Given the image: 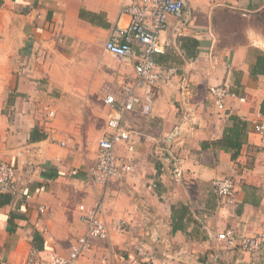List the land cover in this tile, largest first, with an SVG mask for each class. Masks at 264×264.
Wrapping results in <instances>:
<instances>
[{"label": "crops", "instance_id": "0c3cea01", "mask_svg": "<svg viewBox=\"0 0 264 264\" xmlns=\"http://www.w3.org/2000/svg\"><path fill=\"white\" fill-rule=\"evenodd\" d=\"M128 1L0 0V161L15 168L18 186L30 194L29 200L9 196L0 206V264L21 261L33 247L66 254L85 232L78 206L96 202L108 221H126L127 231L110 235L114 248L93 240L97 245L80 264L109 248L129 264L139 240L159 260L168 242V264H176L175 258L203 264L217 250L219 264H261L257 253L223 250L216 234L264 230V130L258 133L252 122L259 116L264 124V73L252 70L264 53V33L249 23L236 28L241 40L222 43L213 17L226 9L255 22L264 0H185L180 17L167 15L164 50L155 59L162 69L175 66L178 74L156 84L148 114L139 105L124 114L134 149L122 141L115 152L133 169L104 186L91 181L87 170L115 113L106 96L117 98L118 109L121 86L135 78L133 59L104 48L111 32L130 23L131 14L123 10ZM178 22L180 33L174 32ZM209 85H228L235 97L217 109ZM185 108L187 137L170 146L160 142L183 121ZM49 109L55 110L52 118ZM230 115L245 124L234 157L219 142L231 127ZM223 176L235 180L234 204L221 202L212 190V180Z\"/></svg>", "mask_w": 264, "mask_h": 264}, {"label": "built area", "instance_id": "2783aa9c", "mask_svg": "<svg viewBox=\"0 0 264 264\" xmlns=\"http://www.w3.org/2000/svg\"><path fill=\"white\" fill-rule=\"evenodd\" d=\"M185 0H140L135 4L129 0L123 10L131 14L130 23L111 32L104 43L105 50L121 59L134 60L135 78L132 84H123L118 96L121 105L117 109L115 102L117 98L107 95L105 102L115 109V113L108 118L110 132L98 141V154L96 163L88 168L87 174L91 181L101 185L107 184L112 178H117L133 169V165L128 161H120L117 158L115 147L119 142H126L127 148L132 151L133 145L130 143L131 132L126 126L124 114L133 110L137 105L141 106L143 113L148 114L152 109L153 88L161 78L171 80L178 74L175 66L160 68L155 56L162 53L164 44L161 40V31L167 27L166 17L168 14L180 17L183 13ZM181 22L174 26V32L180 33ZM134 43L141 45L139 52ZM181 85L187 92L188 83L186 75H182ZM208 94L212 97L217 109L224 106L227 97H235L228 85H212L208 87ZM240 102L245 101V97H239ZM187 115L179 124L175 125L166 135L160 137L159 141L167 146L182 141L188 135L191 128L188 121L190 114L185 108ZM55 116V110L49 109L48 118ZM255 130L263 134L264 124L259 116L252 120ZM264 141V138H263ZM158 155L164 156L160 148ZM177 175L180 169L175 168ZM213 192L221 202L234 204L236 201L235 180L230 176L217 177L212 180ZM0 195L10 197H20L29 200L30 194L24 192L17 184L16 170L7 161H0ZM81 220L85 223V232L73 243L66 254H60L52 249L45 253L37 249L30 248L21 261L7 262L4 264H80V259L84 252L96 246L93 240L108 241L114 248L111 236L113 232L124 233L127 231L128 223L124 220L108 221L105 217L103 207L100 202L92 205L80 204L78 206ZM40 212H45V207H39ZM36 226L38 224L36 223ZM41 231L46 232V226L40 227ZM216 239L223 243L222 249H239L250 253H257L261 264H264V230L253 234L241 235L235 229L229 228L216 234ZM139 240L135 245V253L129 258V264H168L169 255L167 254L170 244H164L165 251L162 252L163 259L155 255V252ZM110 253L98 255L90 264H123L121 256L114 249L109 248ZM220 251L217 250L203 264H219ZM176 264H182L179 258H175Z\"/></svg>", "mask_w": 264, "mask_h": 264}, {"label": "trees", "instance_id": "16d2710c", "mask_svg": "<svg viewBox=\"0 0 264 264\" xmlns=\"http://www.w3.org/2000/svg\"><path fill=\"white\" fill-rule=\"evenodd\" d=\"M264 16V12H263ZM213 24L221 38L223 36L222 43L237 42L241 40V35L236 32V28L239 25H244V20L241 16L233 14L228 10H219L218 14L213 17ZM229 33H233L232 36H227ZM252 70L256 73H264V53L260 52L255 59ZM229 121L231 127L225 129L223 135L219 139L221 147L225 150H233V157L237 155L242 145V134L245 130L244 121L239 117L230 115ZM9 202L8 195H0V206Z\"/></svg>", "mask_w": 264, "mask_h": 264}, {"label": "rangeland", "instance_id": "374dc122", "mask_svg": "<svg viewBox=\"0 0 264 264\" xmlns=\"http://www.w3.org/2000/svg\"><path fill=\"white\" fill-rule=\"evenodd\" d=\"M251 24V25H254V26H256V27H258V24H259V26H260V30L264 33V16L262 15V17L261 18H257V20L255 21V22H253V21H247V20H245V22H244V25H248V24ZM243 25V26H244ZM242 25H239V29H240V31H242V27H243Z\"/></svg>", "mask_w": 264, "mask_h": 264}]
</instances>
